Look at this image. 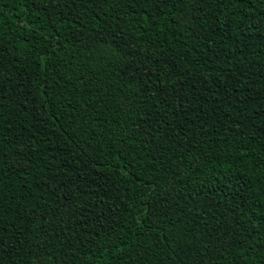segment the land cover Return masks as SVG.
Segmentation results:
<instances>
[{"label": "trees", "instance_id": "16d2710c", "mask_svg": "<svg viewBox=\"0 0 264 264\" xmlns=\"http://www.w3.org/2000/svg\"><path fill=\"white\" fill-rule=\"evenodd\" d=\"M0 264H264V0H0Z\"/></svg>", "mask_w": 264, "mask_h": 264}]
</instances>
